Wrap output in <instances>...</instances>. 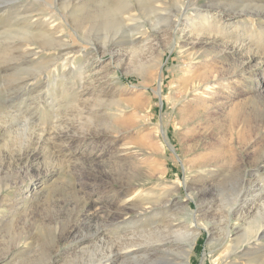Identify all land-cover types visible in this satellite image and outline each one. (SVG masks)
I'll use <instances>...</instances> for the list:
<instances>
[{"label": "rangeland", "instance_id": "1", "mask_svg": "<svg viewBox=\"0 0 264 264\" xmlns=\"http://www.w3.org/2000/svg\"><path fill=\"white\" fill-rule=\"evenodd\" d=\"M56 1L0 0V213L4 214L5 221L16 213L20 215L9 225L0 224V258L4 264H172L173 261V264H183L178 253L186 242L161 256L150 250L152 246L144 244L135 259L114 255L120 248L122 234L138 232L136 242L150 241L156 236L151 227L159 224L165 227L172 215L167 213L158 220L131 223L127 220L132 213L124 215L119 211L114 190L120 182L132 180L130 174L139 164V157L142 158L138 153L117 163L113 151L121 143L131 145V151H137L143 143L151 152L153 162L159 168L166 167L164 180L189 177L187 187L182 185L175 197L186 199L189 193L195 194V198L189 200L190 208L199 207L200 211L192 221L176 208L177 212H173L181 224L175 230L179 233L168 235L178 237L187 230L195 233L190 264H239V261L256 264L254 259L257 264H264V233L257 236L260 240L256 243L260 244L254 253H251L255 247L252 246L240 252L230 250L228 257L219 261L214 259L227 246L246 243L248 235H242V224L253 219L254 206L264 194V170L256 172L255 168L264 166L263 153H260L264 151V101L259 104L261 125L256 130H247L241 119L233 120L236 112L252 113V90L264 96V0H162L167 13L164 16H159L154 9L155 0ZM107 1L120 7L116 14L132 5L133 19L122 23L114 17L116 21L102 24L107 17ZM80 10L83 32L74 26ZM30 15H35L33 20L39 19L35 26L26 19ZM223 17L229 20L223 22ZM212 18L213 22L220 20L224 24L222 31L209 32ZM58 22L63 24L62 34L70 47L85 48L81 53L67 50L66 56L74 53L71 58L74 66L66 68L64 73L61 60L56 66L49 64L57 51L39 50L33 54L16 50L21 42L31 43V48H36L34 43L51 42L54 37L50 32H55ZM21 25L25 28L21 29ZM37 26L43 30H35ZM196 36L203 40L214 36V47L208 49L212 56L236 42L234 48H238L230 51L233 54L228 60L212 59L215 68L224 64L229 74L223 80L225 87H219L217 99L213 98L215 102L210 105L212 128L207 134L202 125L189 119L198 100L191 91L185 94L180 89L183 84H178L186 79L188 69L199 73L207 64L200 50L195 51L190 67L186 59L179 57V49L187 47ZM104 44L112 47V55L101 48L94 52V46ZM241 45L253 49L252 54L256 52L243 70L237 67L245 55ZM156 53H162L161 92L158 80L144 82L136 67V61L150 60ZM88 63L93 66L82 79L78 69ZM151 64L147 73L155 76L154 61ZM60 74L64 77L55 79ZM134 96L141 103L145 102V97L147 100L150 97V109L144 112L143 104L133 107L135 104L129 99ZM114 99L121 102L117 111L112 103ZM76 109L83 110L82 116ZM157 124L163 129L159 136L153 133ZM56 134L60 136L55 138ZM82 137L85 141L80 140ZM160 142L165 146V153L158 149ZM152 144L154 149L150 151ZM211 155L224 157L212 164ZM206 159L209 160L207 168H215L210 178L205 171L198 174L192 167ZM140 176L142 179L138 181L143 189L159 182L155 177L145 180ZM200 189L205 190L204 195L200 194ZM228 203L231 204L226 206ZM231 208H236L237 213L231 212ZM240 212L242 216L237 217ZM123 218L125 222L121 221ZM259 218L263 223L264 214ZM202 224L208 225L207 228ZM98 228L100 234L95 236ZM250 257L255 258L248 262Z\"/></svg>", "mask_w": 264, "mask_h": 264}, {"label": "bare ground", "instance_id": "2", "mask_svg": "<svg viewBox=\"0 0 264 264\" xmlns=\"http://www.w3.org/2000/svg\"><path fill=\"white\" fill-rule=\"evenodd\" d=\"M58 1V0H57ZM56 1V2H57ZM117 1V0H116ZM119 1V0H118ZM156 1V4H154V9L157 11V14L159 16H164L165 14V8L163 7L164 6V2L162 0H155ZM49 2V1H48ZM146 2V1H145ZM64 3V1H63ZM224 3V2H223ZM62 4V3H61ZM65 4V3H64ZM104 4V3H103ZM124 4V3H123ZM7 5V4H6ZM48 5V4H47ZM106 8H105V11L107 13V17L102 21V24H110L112 23L115 19L114 17H116L118 20L117 21H121L122 23L127 21V20H132L134 17V15L132 13H130V11L134 8L132 5H130L129 7H127L126 9H122L121 11H117L118 13L116 14V9L118 7V5L114 4V3H110V1H107L106 3ZM49 6V5H48ZM104 6V5H103ZM66 8V7H65ZM82 8V7H81ZM98 8V7H97ZM102 9V7H99V9ZM120 8V7H118ZM31 9V8H30ZM80 9V8H79ZM78 9V10H79ZM136 9V8H135ZM152 9V8H151ZM83 10V9H81ZM80 10V12H81ZM96 10V9H95ZM91 11V10H90ZM94 11V10H93ZM100 11V10H99ZM102 11V10H101ZM153 11V10H152ZM151 11V12H152ZM67 12V11H66ZM92 12V11H91ZM169 12V11H168ZM30 13V11H29ZM68 13V12H67ZM82 13L81 14H77V18L75 20V27L77 29H81L82 31ZM96 12L94 11V14ZM155 13V12H154ZM153 13V14H154ZM26 14V13H25ZM92 14V15H94ZM98 14V13H97ZM170 14V13H169ZM38 15V14H37ZM43 15V14H42ZM41 15V16H42ZM64 14H62V17ZM85 15V14H83ZM240 16V15H239ZM22 17V15H21ZM24 17V16H23ZM22 17V19H23ZM35 17V15H30L28 17H26V19L28 20V23L29 24H33V26H35V23L39 20V19H36V20H33L32 18ZM40 17V16H39ZM168 17V15H167ZM180 17V16H178ZM229 17V16H228ZM137 18V17H136ZM205 18V17H204ZM230 18H233V17H230ZM225 21L229 20V18L227 17H223L221 18ZM88 20V19H86ZM176 20V19H175ZM174 20V21H175ZM217 20V19H215ZM58 21V20H57ZM93 21V20H92ZM116 21V20H115ZM134 21V20H133ZM178 21V20H177ZM20 22V21H19ZM43 22V20H42ZM207 23L209 21H206ZM15 23V22H14ZM18 23V22H17ZM22 23V22H21ZM20 23V24H21ZM38 23V22H37ZM134 23V22H133ZM13 24V23H12ZM24 24V23H23ZM28 25V24H27ZM63 25V24H62ZM60 22L56 23V27L54 28L55 29V32H50L53 34V40H51V42H47V43H34L36 44V48H31V43L29 42H25L24 44H21L19 45L18 43V46L16 47V50H19L21 52H32L33 54L34 53H37V52H40L39 50H42V51H57V54L56 56H54L52 58V60H48L50 61L49 64L53 63L52 66H56V64H58L57 61L61 60V71L64 73L65 72V69L67 68L68 70L71 69L74 64H73V59L71 60L72 56L74 55V53H72V56L68 55L66 56L65 54H67V50L68 49H72L70 51L73 52V51H76L81 53V51H83L84 46H80L76 49H73L72 47L69 46V41H67L65 38H64V33L62 34V26ZM223 23L220 22V20H217L216 22L214 21L213 22V18H212V24L210 25V27H214V30H211L210 27H209V32H212V31H216V32H219V31H222L223 30ZM252 25V24H251ZM20 26V25H19ZM21 29L25 28L23 27V25H21ZM31 27V25L29 26V28ZM177 27V26H176ZM223 27V28H222ZM19 28V27H18ZM37 26V29L35 28V30H39ZM42 28V27H41ZM49 28V27H47ZM85 28V27H84ZM83 28V29H84ZM16 29V28H15ZM20 29V28H19ZM31 29V28H30ZM45 29V28H44ZM50 29V28H49ZM48 29V30H49ZM254 29V28H253ZM34 30V29H33ZM42 29H40L39 31H42ZM51 30V29H50ZM258 30V29H257ZM260 30V29H259ZM258 30V31H259ZM10 31V30H9ZM7 32V33H10V32ZM13 31V30H11ZM32 31V30H31ZM84 31V30H83ZM82 31V32H83ZM200 31V30H199ZM250 31V30H249ZM35 32V31H34ZM215 32V33H216ZM252 32V31H251ZM250 32V34H251ZM37 33V32H36ZM39 33V32H38ZM47 33V32H46ZM144 33V32H143ZM147 33V32H146ZM144 33V34H146ZM197 33V32H195ZM254 33V32H253ZM257 33V32H256ZM264 33V32H263ZM21 34V33H20ZM35 34V33H33ZM33 34H30L33 35ZM43 34V33H42ZM138 34V33H137ZM143 34V35H144ZM193 34V33H192ZM198 34V33H197ZM196 34V35H197ZM201 34V33H200ZM212 34V33H211ZM7 35V34H6ZM18 35V34H17ZM24 35V34H22ZM26 35V34H25ZM37 35V34H36ZM50 35V34H49ZM208 35V34H207ZM263 35V34H262ZM12 36V35H11ZM19 36V35H18ZM67 36V35H65ZM141 36V35H140ZM146 36V35H145ZM205 36V35H204ZM252 36V35H251ZM261 36V35H260ZM15 37V36H14ZM26 37V36H25ZM29 37V36H28ZM201 37V36H199ZM203 37V36H202ZM250 37V36H249ZM31 38V37H30ZM209 38H210V35H209ZM214 36L212 37V39L208 40V38H206V40L204 39H200V38H194L192 39V41L190 43H188V46L183 48L182 46H179V47H182L179 49V53H180V56L182 59H186L187 61V65H189L190 67V63H192V59L196 56H194V53L195 51H202L204 53V56H205V62L204 63H207L205 68L199 72V73H193L191 72V70H187V77L184 81L182 82H178V84H183L182 87L180 89H182L184 91V93H188V92H193V95H195L196 99L198 100L196 104V107H195V111L193 113V116L192 118H189L191 119L192 121H197V123H199L200 125H202L201 127L203 128L204 130V133H208L210 132V129L212 128L211 126V123H210V120L209 119L210 117H212L213 114H211V111H210V105L211 104H214V102L216 101V96L217 94L219 93L220 88H223L225 87V83H223V80L225 79L227 73L229 74V70H225L224 69V64L215 68V66L212 64L214 63L212 59H215V57L217 59H220V60H228L229 56L231 54H233L232 52L230 53V51L232 50H237L238 48H234L235 45L237 44L236 40V44L232 45V46H224L223 49L219 50L218 51V55H211V51H209L210 49H212L214 47V43H215V40L213 39ZM264 38V37H263ZM9 39V38H8ZM32 39V38H31ZM39 39V37H38ZM137 39V38H136ZM134 39V40H136ZM143 39V37H142ZM7 40V39H6ZM14 40V39H13ZM34 40V39H32ZM133 40V39H132ZM264 40V39H263ZM5 41V40H4ZM18 41V40H17ZM43 41V40H41ZM9 42V41H8ZM7 42V44H8ZM12 41H10L9 43H11ZM44 42V41H43ZM234 43V42H233ZM16 44V43H14ZM242 44V43H241ZM226 45V44H225ZM13 46V45H12ZM97 46V45H96ZM130 46V45H129ZM250 46V45H249ZM237 47V46H236ZM101 48L103 52H111V55L113 54V50H112V47L108 46V44H104V45H100V46H97L95 47L94 46V52H97V50ZM129 48V47H128ZM240 48H244L242 45L240 46ZM12 49H14L12 47ZM209 49V50H208ZM200 50V51H199ZM245 55H243V61L242 63H240L239 66L237 67H240L239 69L240 70H243L245 68V64L248 63V61L253 57V54H255L253 52V54L251 53V50L253 49H248V48H244L243 49ZM41 51V52H42ZM155 53V50H152L151 52ZM254 51V50H253ZM93 52V51H92ZM234 52V51H233ZM5 53H6V48H5ZM8 53V52H7ZM12 53V52H11ZM10 53V54H11ZM18 53V52H17ZM46 53V52H45ZM54 53V52H53ZM243 53V54H244ZM9 54V55H10ZM21 54H24V53H21ZM26 54V53H25ZM48 54V53H47ZM52 54V53H51ZM69 54V53H68ZM157 54V53H156ZM198 54V53H197ZM4 55V54H3ZM8 56V54H5ZM31 56V54H29ZM155 55V54H154ZM161 55L162 53H158L156 56L152 57V59L150 58V60H147V61H143L142 59L141 60H138L136 61L137 62V69L141 72L142 74V80L146 83H152L154 80H158V83H159V86H160V92L162 91V78L160 77V71H161V67H162V64H161ZM11 56V55H10ZM8 56V57H10ZM14 56V55H13ZM11 56V57H13ZM16 56V55H15ZM23 56V55H22ZM27 56V54H26ZM5 57V56H4ZM8 57L6 59H8ZM60 57V58H59ZM74 57V56H73ZM31 58V57H30ZM10 59V58H9ZM13 59V58H12ZM21 59V57H20ZM3 60V59H2ZM1 60V62H2ZM14 61V60H13ZM151 61L155 63L154 65V68L156 69V74L155 76H151L147 73V70L150 68L151 65ZM7 62V61H5ZM42 62V61H41ZM57 62V63H56ZM226 62V61H225ZM44 64V63H43ZM80 64V63H79ZM227 64V63H226ZM39 65V64H37ZM84 65V64H83ZM135 65V64H134ZM4 66H7V65H4ZM4 66H1L2 68ZM36 66V65H35ZM93 66V63L91 64H87L86 66H80L79 67V74H80V77L82 78L83 77V74L84 73H89L90 71V67ZM37 67V66H36ZM43 67V65L41 66ZM45 67V66H44ZM43 67V68H44ZM230 68V67H229ZM233 68V67H231ZM4 69V68H3ZM248 69V68H246ZM234 70V69H232ZM238 70V69H237ZM38 71V70H37ZM56 71V70H55ZM58 72V71H57ZM56 72V73H57ZM234 71H230V73H233ZM242 72V71H241ZM246 72V71H245ZM17 73V72H16ZM32 73V72H31ZM77 73V72H76ZM240 73V72H239ZM12 74V73H11ZM18 74V73H17ZM27 74V73H26ZM78 74V73H77ZM256 74V73H255ZM8 75V74H7ZM6 75V76H7ZM25 75V74H24ZM87 75V74H86ZM226 75V76H225ZM250 75V74H249ZM253 75V74H252ZM20 76V75H19ZM79 76V75H78ZM8 77V76H7ZM58 77H64L63 74H60L59 76L57 75L55 77V79H57ZM79 77V78H80ZM246 77V76H245ZM247 77H251V76H248ZM23 78V77H22ZM46 78V77H45ZM84 78V77H83ZM82 78V79H83ZM1 79V77H0ZM13 79V78H12ZM19 79V78H18ZM16 79V80H18ZM24 79V78H23ZM28 80V79H27ZM113 81V80H112ZM115 82V81H114ZM14 85V84H13ZM117 86V85H116ZM118 87H116L117 89ZM120 88V87H119ZM83 89V87H82ZM121 89V88H120ZM133 89V88H132ZM252 89V88H251ZM257 90V89H256ZM258 91V90H257ZM84 92V91H83ZM104 93V92H103ZM113 93V92H112ZM116 93V92H115ZM159 93V92H158ZM260 93V92H259ZM259 93H256V91H253L252 90V95H253V98L250 99L251 103H252V113H248V114H244L242 115L243 113L241 112H236V114H233V120H235V118L238 120L241 119L242 121V126H245L246 129L250 130V129H257L259 128V123H260V117L258 115L259 113V104L260 102L264 101V96L262 94H259ZM78 94V93H77ZM114 97V96H113ZM137 97V96H136ZM135 96L134 97H130V101L133 102L135 105L133 107H135L136 105L139 106V104H143L144 107H143V111L144 112H147L149 109H150V103H151V98L149 97V99L147 100V98L145 97V102L144 103H141L139 101L138 98H136ZM82 98V97H81ZM213 98L215 101H213ZM84 99V98H83ZM100 100V99H99ZM23 102V101H22ZM113 105L117 106V108L115 107V110H119L118 107L120 106V103L118 100H113L112 101ZM244 103V102H243ZM17 104V103H16ZM97 104V103H95ZM123 104V103H122ZM127 104V103H126ZM220 104V103H219ZM80 105V104H79ZM130 105V104H129ZM128 105V106H129ZM243 105V104H242ZM95 106V105H94ZM229 108V107H228ZM239 108V107H238ZM82 109V108H81ZM112 109V108H111ZM140 109V108H139ZM10 110V109H9ZM77 110V113L81 114L83 113V110H80V109H76ZM116 110V111H117ZM122 110V109H121ZM190 110V109H189ZM213 111V110H212ZM228 111V110H227ZM250 111V110H249ZM85 112V111H84ZM15 113V112H14ZM93 113V112H92ZM12 114V113H11ZM91 114V113H90ZM20 115V114H19ZM77 115V114H76ZM93 115V114H92ZM82 116V114L80 115ZM146 117H148V115L146 114L145 115ZM22 117V115H21ZM225 117V116H224ZM10 118V117H9ZM188 118V116H187ZM4 119V118H3ZM145 120V119H144ZM190 120V121H191ZM237 121V120H235ZM138 123V122H136ZM22 124V123H21ZM264 125V124H263ZM59 126V125H58ZM111 126V124H110ZM113 126V125H112ZM9 127V126H8ZM162 126L160 124H157L154 128V134L155 136H159V133L162 131L163 132V129L161 128ZM17 128V127H16ZM107 130V129H106ZM190 130V129H189ZM22 131V130H21ZM51 131V130H50ZM75 131V130H74ZM24 132V131H23ZM50 133V132H49ZM47 133V134H49ZM61 133V132H60ZM115 133V131H114ZM152 133V134H153ZM245 133V132H244ZM38 134V133H37ZM44 134V132H43ZM109 134V133H108ZM200 134V133H199ZM84 135V134H83ZM110 135V134H109ZM202 135V134H201ZM243 135V134H242ZM39 136L41 137V135L39 134ZM55 138H58L60 136V134H56L54 135ZM87 136V135H86ZM111 136V135H110ZM206 136V135H205ZM25 137V136H24ZM47 137V136H46ZM51 137V136H50ZM148 137V136H147ZM152 137V136H151ZM146 138V137H145ZM196 138V137H195ZM235 138V137H234ZM48 139V138H47ZM50 139V138H49ZM61 139V138H60ZM71 140V139H70ZM81 141H85L84 137H82L80 139ZM78 140V141H80ZM151 140V139H150ZM156 140V139H155ZM251 140V139H250ZM245 141V140H244ZM241 142V141H240ZM137 143V142H136ZM139 143V142H138ZM150 144V143H149ZM141 145V144H140ZM151 146L150 147V151L152 149H154V144L152 145H149ZM148 146V147H149ZM131 145L129 144H126V143H121V144H118L116 145L115 149H114V153H113V157L115 159V161L118 163V162H122V160L124 159H129V158H132L133 155H136V154H141L142 158L139 157V159H141L139 161V164L136 165L135 169H133L134 171L132 172V180H129V181H126V183L124 182H120L119 183V186L114 190V194L116 195V198L118 200V203H119V211L120 212H123L124 215H127L129 213H132V216H130V219L127 220L129 222H140V223H143V222H146L148 220H153V219H160L158 218L160 215H165L167 213H170V218L169 220L166 222L165 224V227L164 226H160L159 225H156L154 227H151V232L156 235L154 238H152L150 241H144V243H138L136 242V237L139 238V236H137L138 232L136 233H128L126 234H122L124 236H122V238L120 239L121 242H120V248L118 251L114 252V255L115 256H124V255H128L130 256L131 258L135 259L138 255V253H141V250L140 248L143 247V246H152V249H150L151 251H153L155 254L157 255H164V254H168L170 252H172V250H175V248H178L180 247L179 243H187V245H184L185 248L182 249L180 251V253H178L179 256H181L180 260L181 262H183V264H190V252H191V249H192V245L195 243V233H193V231H189L187 230L186 234H178L179 236L177 237H170L168 235V233L170 234H175V233H179L178 230H175V227L178 226L179 224H181V221L180 220H177V218L175 217V213L173 211H176L175 209L178 208L179 210H181L186 216H190L194 221V219L197 218V213L200 211V208L197 207L196 210L190 208V204H189V200L191 199H194L195 198V194H191L189 193L187 196H186V199H179L177 197H175V195L177 193H179L180 191V187L182 185H185L187 187V181L189 180L187 176L184 177L183 180H181L180 178L177 177V179L173 178L172 180H164V177H165V174L167 172V169L166 167H158L154 162L153 160L150 158L151 157V152H149L148 150H146L144 147H143V143L140 147L137 148V151H131L132 149L130 148ZM191 147V146H190ZM158 149L161 151V153H165V146L162 142H160L159 146H158ZM264 149V148H263ZM140 152H139V151ZM159 151V152H160ZM195 151V150H194ZM223 151V150H222ZM263 153L261 154V161L263 162L264 160V151H260V153ZM259 153V154H260ZM216 154V153H215ZM219 154V153H218ZM212 156V155H211ZM220 156V157H219ZM138 157V156H137ZM212 164H215L217 162H219L221 160L222 155H214L212 156ZM229 157V156H228ZM227 158V157H226ZM138 159V160H139ZM231 160V159H230ZM226 162V160H224ZM223 161V162H224ZM234 161V160H233ZM260 161V160H259ZM74 162V161H73ZM84 162V161H83ZM130 162V161H129ZM197 162V161H196ZM207 162H209V160H205V161H200L198 163H196V165L194 164V166H192L195 171L200 174L201 170L202 171H205L206 174H208V178H210V176L213 175V173L215 172V168H207L208 165L206 164ZM81 163V162H80ZM264 163V162H263ZM123 164V163H122ZM125 164V163H124ZM206 164V165H205ZM121 165V164H120ZM129 165V164H128ZM217 165V164H216ZM220 165V164H219ZM123 166V165H122ZM130 166V165H129ZM128 166V167H129ZM133 166V164H132ZM205 167V168H204ZM219 167V166H218ZM233 167V166H232ZM134 168V167H133ZM191 168V169H193ZM256 168V172H258L259 170H264V166H259V165H256L255 166ZM200 169V170H198ZM45 170V169H44ZM158 170V171H157ZM155 172L157 174H155ZM204 172V173H205ZM260 172V171H259ZM197 174V175H198ZM140 175H143L144 176V179L145 180H151L153 177H155L159 182H157V184H154V186H151L150 187L148 186V188H145L143 189V185L142 183H140L138 180H141V176ZM186 175V174H185ZM196 175V174H195ZM196 175V177H197ZM261 175V174H260ZM146 177V178H145ZM192 178V177H191ZM194 178V177H193ZM212 180V179H211ZM250 182V181H249ZM200 183V182H199ZM211 183V182H210ZM87 184V183H86ZM93 184V183H92ZM116 184V183H115ZM89 185V184H88ZM96 184L94 183V186ZM81 186V184H80ZM207 187V185L205 186ZM250 188V187H249ZM101 189V188H100ZM202 189V188H201ZM200 189V194L201 195H204L202 192H204L205 190H201ZM207 189V188H206ZM260 189V188H258ZM80 190V189H79ZM111 190V189H109ZM103 193V192H102ZM263 197V199L259 202V204L257 205L256 203V207L254 206L255 211L254 213L252 214V217L253 219L252 220H248L246 222H244V224H242V229L243 230V233L242 235H248V236H245V244H243V242H239L237 246L234 245V247L232 246H227V249L217 255V257H215L214 259L219 261L223 258H227L228 257V254H230V250H237L239 249L238 251H242L243 249L245 248H250L252 246H255L253 248V252L251 253H254L257 249H258V246L259 244L256 243V241L260 240L257 236L260 235L261 233L263 234L264 233V222L262 223L260 221V216L261 214H264V194H261ZM177 196V195H176ZM27 197V196H26ZM29 197V196H28ZM198 197V196H197ZM23 199V198H22ZM201 200V199H200ZM4 201V200H3ZM24 202V201H23ZM232 203V202H231ZM231 203H228L226 206H229ZM234 203V202H233ZM25 204V203H24ZM200 204V203H199ZM261 204V205H260ZM24 206V205H23ZM224 206V205H223ZM2 208V207H1ZM231 212L234 210V214L237 213L238 210L233 209L231 208ZM215 210V209H214ZM224 210V209H223ZM222 212H227L228 209L224 210ZM251 210V209H250ZM177 212V211H176ZM22 213V212H21ZM20 213V214H21ZM24 213V212H23ZM230 213V212H229ZM17 214V213H16ZM14 214L13 218L12 219H7V221H5L3 218L4 214L0 213V224H11L14 222L15 218L20 216L19 214ZM27 215V213H26ZM25 215V216H26ZM103 216V214H102ZM231 216V215H230ZM242 216V212L238 213L237 214V217H240ZM245 215H243V218H244ZM263 216V215H262ZM104 217V216H103ZM106 217V216H105ZM226 218V217H225ZM248 218V216H245V219ZM21 220V219H20ZM238 220V219H237ZM122 222H125V218H123L121 220ZM196 221V220H195ZM244 221V220H243ZM205 222V221H204ZM203 222V223H204ZM236 224V223H235ZM164 225V224H163ZM192 225V224H191ZM195 225V224H194ZM197 225V224H196ZM203 225V224H202ZM208 226V225H207ZM207 226L204 224L203 227L204 228H207ZM164 227V228H163ZM71 230V229H70ZM100 229L98 228L94 234L95 236L96 235H99L100 234ZM133 231V230H132ZM139 231H142V230H139ZM227 231V230H226ZM135 232V231H134ZM70 233V232H68ZM102 233V232H101ZM228 233V232H227ZM140 235V233H139ZM168 235V236H166ZM121 236V235H120ZM261 236V235H260ZM261 238V237H260ZM25 239V238H24ZM243 239V240H244ZM234 240V239H233ZM232 240V241H233ZM241 240V239H240ZM242 240V241H243ZM238 241V240H236ZM119 243V242H118ZM141 244H144L143 246H141ZM65 246V245H64ZM242 246V247H241ZM261 247V246H260ZM112 252V250H111ZM230 252V253H229ZM175 253V252H174ZM259 254V253H258ZM149 255V254H148ZM161 256V255H160ZM250 256V254H249ZM257 256V255H256ZM141 257V256H140ZM144 257V256H143ZM158 257V256H157ZM130 258V259H131ZM173 258V257H172ZM252 258H255V257H252ZM252 258H248V262L252 261ZM109 260V259H108ZM132 260V259H131ZM3 258H0V264H4L3 262ZM67 261V260H65ZM172 261V260H171ZM255 263L257 264V259H254ZM215 262V261H214ZM224 262V261H223ZM247 262V263H248ZM20 263V262H19ZM121 263V262H120ZM174 263V261H173ZM172 263V264H173ZM177 263V262H176ZM218 264V263H217ZM238 264V263H237ZM239 264L240 261H239ZM246 264V263H245ZM260 264V263H259Z\"/></svg>", "mask_w": 264, "mask_h": 264}]
</instances>
